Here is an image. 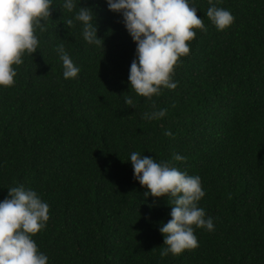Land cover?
<instances>
[{
  "label": "trees",
  "instance_id": "16d2710c",
  "mask_svg": "<svg viewBox=\"0 0 264 264\" xmlns=\"http://www.w3.org/2000/svg\"><path fill=\"white\" fill-rule=\"evenodd\" d=\"M53 3L38 50L14 65V85L0 86V200L23 184L48 202L33 236L48 264H264V0H222L235 17L224 30L208 0H192L206 30L180 57L177 87L153 96L167 110L158 120L143 118L152 101L128 81L136 44L122 16L106 0H80L101 36L89 44L80 22H64L74 12ZM59 44L77 77H63ZM132 151L201 177L199 206L215 228H195L198 247L160 256L170 197L143 196Z\"/></svg>",
  "mask_w": 264,
  "mask_h": 264
},
{
  "label": "clouds",
  "instance_id": "9594fccd",
  "mask_svg": "<svg viewBox=\"0 0 264 264\" xmlns=\"http://www.w3.org/2000/svg\"><path fill=\"white\" fill-rule=\"evenodd\" d=\"M77 3L78 0H62L60 8L74 12L72 18L64 20L65 24L71 28L74 22H80L83 39L101 45L97 24L93 23V9L82 6L80 0L77 8ZM106 3L110 11L122 16L136 44L128 81L137 95L152 101L151 111H145L143 118L158 120L167 110L157 108L152 98L162 88L177 87L178 81L172 78L175 67L181 62L180 57L189 54L188 42L196 36L195 29L206 30L203 18L197 16V6L192 0H106ZM221 3L222 0H208L206 11L217 30H224L235 19L229 9L219 6ZM53 6V0H0V86L14 85L17 75L14 65L23 63L25 53L38 50L37 32L46 30ZM56 52L62 61L63 77H77L80 67L64 45H57ZM124 100L126 105L135 107L132 96H125ZM174 159L184 157L176 154ZM127 160L132 163L134 179L146 189L144 197H170L171 219L159 226L166 245L160 256L179 255L198 247L195 228L208 231L215 228L213 217L199 206L205 196L201 177L137 151H132ZM49 208L48 202L32 188L23 184L8 188L7 195L0 200V264H48V255L39 249L33 236L46 227Z\"/></svg>",
  "mask_w": 264,
  "mask_h": 264
}]
</instances>
